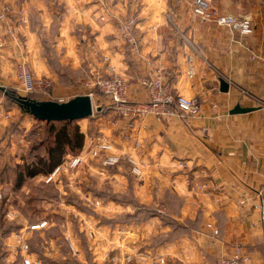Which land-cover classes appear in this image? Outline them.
<instances>
[{
	"label": "crops",
	"instance_id": "crops-1",
	"mask_svg": "<svg viewBox=\"0 0 264 264\" xmlns=\"http://www.w3.org/2000/svg\"><path fill=\"white\" fill-rule=\"evenodd\" d=\"M7 1L28 16V25L20 28V39L34 73L56 80L55 99L68 101L88 94L84 80L111 64L131 82L134 100L149 98L140 84L142 77L167 73L176 95L196 97L201 103V113L195 117L168 115L161 121L150 117L133 123L116 115L109 98L95 95L92 100L101 111L84 119L88 122L85 129L82 127L85 142L103 136L120 150L136 155L144 176L132 185L134 200L153 202L165 212L164 196L170 192L173 198L183 201L179 214H174L177 221L185 225L188 219L201 216V229L150 247L162 255L165 263L138 255L133 264H216L219 256L237 244L247 247L256 261L264 262V223L238 203L240 196L252 195L264 183V0H213L219 12L249 16L254 25L250 35L200 22L191 4L182 0H59L58 32L53 45L59 63L78 78V84L72 86L52 72L41 49L56 25L57 11L51 0H0V4ZM129 18L136 19V47L119 34V23ZM18 52L14 42L0 51V146L8 149L16 142L26 146V133L37 124L7 102L6 89L17 82ZM189 57L196 65L194 78L186 75ZM223 82L228 84L226 91ZM237 104L256 109L230 114ZM16 126L25 133L15 132ZM3 151L0 149V156ZM18 154L15 152L11 158L15 160ZM122 165L104 169L122 180L126 177ZM126 189L127 184L120 192ZM106 203L108 210H115L110 208L116 205L115 200ZM119 205L125 209L131 204ZM208 223L219 229V235H214ZM96 231L98 241L105 246L93 258V264H102V254L110 250L109 245L122 254L133 252L126 242L128 235H117L105 224ZM146 251L150 252L149 248ZM80 252L78 249L75 254Z\"/></svg>",
	"mask_w": 264,
	"mask_h": 264
},
{
	"label": "rangeland",
	"instance_id": "rangeland-1",
	"mask_svg": "<svg viewBox=\"0 0 264 264\" xmlns=\"http://www.w3.org/2000/svg\"><path fill=\"white\" fill-rule=\"evenodd\" d=\"M51 2L55 11H57V13H55L57 18L53 17L55 19L53 23L56 25L52 26L50 36L45 37L46 39L44 38L45 41L42 42L41 49L47 58L49 68L59 76V56L56 54L57 52L53 45L55 36L58 32L59 0H51ZM3 3L10 2L7 1ZM15 84L16 85L13 87L14 89L18 88V80ZM18 92L25 95L21 91ZM31 118L34 119L33 117ZM77 122L81 127H84V129L88 124L84 119L78 120ZM56 125L59 127L62 124L56 123ZM15 128V132L19 131L20 133H25L23 130L18 129L17 126ZM26 135L27 136L24 139L25 141L28 140L26 146H23V142H16L13 147H10V149L4 145L2 146L3 148L0 146V149L4 150L2 156H0V174L6 165L15 166L18 163H23V157L29 155L28 152L30 151L31 161H36V167L38 170L43 169L42 164L40 163V157L46 154L48 125L45 122H37V124H34V126L29 129ZM33 147H37L36 150L33 151ZM19 149L22 150L19 151ZM15 152H19V154L18 157L13 160L11 156H13ZM17 160H19V162H17ZM97 165L101 166L98 168L96 167V169L91 168L92 166ZM122 166V169L126 172V177H123L122 180H120V176L118 175L116 177L109 175V173L105 171L107 169H104V166L100 161L88 159L82 165V168L80 167L74 173H68L69 175L60 178L59 187H57V189L63 188L61 196H54L51 197V199L45 200L38 197V189L51 190V188H49L51 186L43 185L40 176L27 179L20 189L15 187L14 180L6 179V181H2L0 178V192L3 195V199L0 201V213H5L6 221L12 224V227L14 228V232L12 233L17 234L22 232L29 237L30 247L33 252L32 254H35L36 260L39 261V264H64L67 263L69 259L78 260L83 264L89 261L93 262V258L95 259V257H98L101 254L105 244L98 241L100 240L99 238L90 240L85 234V229L93 228L96 230L103 224L114 228L117 235H120L119 231L126 230L128 232V238L126 241L128 243L127 245L135 251L147 255L146 248H149L151 253H155L156 250H152L150 247L157 246L159 244V241L157 240H163L162 238L167 237L165 232L169 229H176V227L173 226L174 223H171L165 215V217L157 215L149 219L144 218L147 212L144 208H139L140 202L138 203L136 200L135 202L138 203L136 204L132 200L135 199L132 185H134V181H140V179L132 173L131 166L128 163H125ZM126 184L129 189L120 192V190L124 189ZM110 189H115V191H111ZM114 192H116V194L127 196L129 201H131L129 202L131 205L128 207L125 206L124 209V206L119 205V202L115 200L116 205L110 206L111 209L114 208L115 210H108V204L106 202L111 199L108 195H112ZM73 197L74 202L72 203L74 204H69L67 199L72 200ZM96 198L101 199L105 204L96 207V205L91 203V201ZM170 202L173 209H180V206L183 203L181 199H175L173 197H171ZM144 205H151L149 207L160 208V206H157L153 202ZM165 207L164 214L168 212L166 204ZM8 212H11V215L14 216L13 220L6 215ZM78 213H84L86 216H91L94 220H90L88 217H83ZM43 220L48 221V226L36 231H32L29 228L30 225ZM168 224H172V226ZM6 226L7 225H5V227ZM3 229L4 228L0 226V264L5 263V258H12L11 256H14V253L12 252L13 250L3 245L1 240V237L5 236ZM67 236L70 237L75 247H77L76 250H72V248L71 250L68 249ZM108 247L110 250L118 252V248L111 249L110 245ZM78 249H80L81 252L75 254ZM91 251H93V253ZM17 257L18 261H20L19 252Z\"/></svg>",
	"mask_w": 264,
	"mask_h": 264
},
{
	"label": "built area",
	"instance_id": "built-area-1",
	"mask_svg": "<svg viewBox=\"0 0 264 264\" xmlns=\"http://www.w3.org/2000/svg\"><path fill=\"white\" fill-rule=\"evenodd\" d=\"M189 2L193 13L202 23L212 22L218 26L225 27L232 32H239L242 35H250L254 32L253 21L249 16L239 17L231 13H222L213 6V0H182ZM29 19L23 9L15 8L10 3L0 4V26L2 34L0 36V51H3L10 42L16 43L18 48L17 80L18 90L24 94H40L46 100H56L66 102L64 99H55L53 91L56 81L50 76H37L29 65L27 51L24 43L21 41V26L28 25ZM119 34L132 46L136 47L138 43L136 34V19L129 18L119 23ZM255 58V55H252ZM196 65L191 57L187 59L186 75L189 78L196 76ZM140 84L148 92V100L140 101L131 98V82L124 75L120 74L115 66L108 64L106 70L96 71L94 74L84 80L83 86L88 88L92 100L95 95L107 97L111 101V106L116 115L122 119L133 123H141L150 117L161 121L168 115H177L179 117H195L201 113V103L196 97H185L176 95L174 88L169 80L167 73L146 75L141 78ZM94 107L97 108L95 102ZM97 112V111H96ZM95 114V112H94ZM93 159L100 161L104 167L120 166L128 163L131 166L132 173L142 178L144 168L136 155L132 152H124L110 139L103 136L94 138L91 142H85L82 150L78 154H68L61 164L56 165L47 175L40 177L45 183H53L59 187V181L62 176L69 175L77 171L87 160ZM3 195L0 192V201ZM90 200V199H88ZM96 207L103 206L100 199L91 201ZM239 205L248 207L256 215L260 223H264V183L252 195L240 196ZM161 209H164L161 207ZM6 215L13 220L11 212ZM48 226V221L32 224L29 228L36 231ZM207 227L213 231L214 235H219V229L213 223H208ZM88 238L96 239L98 232L93 228L85 229ZM120 235H128L126 230L119 231ZM72 250L75 245L67 236ZM3 245L12 249L14 256L5 258L4 264H39V261L33 258L29 237L26 234L12 233L1 237ZM14 248V249H13ZM16 250V251H15ZM15 251V252H14ZM18 252L20 261H18ZM144 255L142 252L133 250L125 254L106 250L102 254V264H133L137 256ZM149 258H157L160 263H165L161 254L147 252ZM216 264H264L254 259L251 251L242 244H237L226 254L218 257Z\"/></svg>",
	"mask_w": 264,
	"mask_h": 264
},
{
	"label": "trees",
	"instance_id": "trees-1",
	"mask_svg": "<svg viewBox=\"0 0 264 264\" xmlns=\"http://www.w3.org/2000/svg\"><path fill=\"white\" fill-rule=\"evenodd\" d=\"M73 72L68 68L59 63V76L61 77V81L69 86L77 85L78 84V78L76 76H73ZM6 98L9 105H15L17 106L21 112L24 115H30L28 111L26 110L24 101L25 100H31V101H43L46 100L44 97L40 94H21L16 89L9 87L6 89ZM103 107L102 109H104ZM31 116V115H30ZM33 117V116H31ZM34 118V117H33ZM37 122L43 123L45 122L48 125V140H47V146H46V154L42 155L40 157V163L42 164L43 169L38 170L36 167V161H31L30 159V152H28L29 155H26V157H23V163H18L15 166L12 165H6L4 170L0 174V178L2 181L7 180H14L15 187L17 189H20L27 179L29 178H36L38 176L42 177L44 175H47L52 169L58 165L61 164L64 160V158L68 154H78L85 143V133L81 127V125L78 124V120L70 121V120H64V121H41L39 119L34 118ZM56 123H61V126H57ZM42 145V144H41ZM37 147H33L32 150H36ZM28 156V157H27ZM43 185L45 186H51L48 190L38 189L39 191V198L40 199H51V197H57L61 196V190L53 183H45L41 180ZM55 192H54V189ZM109 198H112L113 200H116L118 202H131L129 201V198L125 195L120 194H112L108 195ZM165 204L168 207V212L164 214V212L161 211L160 208L155 207H149L151 205H144L140 203V209L144 208L147 212L146 216L144 218L149 219L157 215H161L163 217L164 215L168 218L171 223H174L173 226L176 227V229H173L176 231L175 234H169L167 237L162 238L163 240H157L159 243L162 241L168 240L169 238H174L175 236L182 235L184 233H189L193 229H199L201 226V216L198 215L195 219H188L187 224L182 225L180 224L177 219H175L174 214H179L180 209H173L171 207V194L170 192L165 193ZM175 198V197H174ZM98 199V198H97ZM132 199V197H131ZM178 199V198H175ZM69 204H74V197L73 199H67ZM101 200V199H100ZM134 203L136 200L132 199ZM3 202V201H2ZM182 205V204H181ZM181 207V206H180ZM164 216V217H165ZM145 221V220H144ZM5 225H7L5 227ZM172 226V224H168ZM0 226L3 227V233L5 235H9L12 232H14V228L12 227L11 223H8L5 219V213H0ZM68 249L71 250V246L69 242H67ZM157 243V242H155ZM32 252V249H31ZM33 253V252H32ZM66 264H83L80 263L78 260L75 259H69V261ZM89 264H93L92 261H89Z\"/></svg>",
	"mask_w": 264,
	"mask_h": 264
},
{
	"label": "water",
	"instance_id": "water-1",
	"mask_svg": "<svg viewBox=\"0 0 264 264\" xmlns=\"http://www.w3.org/2000/svg\"><path fill=\"white\" fill-rule=\"evenodd\" d=\"M222 86L223 90L228 89L227 83L223 82ZM23 104L31 116L41 121H75L89 118L95 111H101V107H94L92 98L88 94L78 95L66 102L25 100ZM255 109V107H242L241 104H237L230 110V114L247 113Z\"/></svg>",
	"mask_w": 264,
	"mask_h": 264
}]
</instances>
